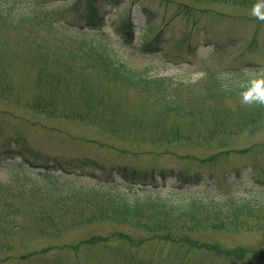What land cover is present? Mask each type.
<instances>
[{
  "label": "rangeland",
  "instance_id": "obj_1",
  "mask_svg": "<svg viewBox=\"0 0 264 264\" xmlns=\"http://www.w3.org/2000/svg\"><path fill=\"white\" fill-rule=\"evenodd\" d=\"M4 1L0 5L21 21L16 29L0 22V264H264L262 225L172 229L158 236L137 221L90 220L96 209L65 210L55 202L81 187L108 192L114 184L105 177L119 165L137 173L136 181L119 185L122 193L177 205L228 194L232 179L226 176L234 169L251 166L250 173L263 178L264 115L234 135L205 142L195 134L209 122L210 111L232 126L243 114L262 111L264 84L209 102L196 98L193 89L209 80L229 84L231 71L264 76V5L122 0L118 10L99 8L100 20L91 28L84 21L90 10L83 7L91 0ZM32 13L43 17L48 30L28 20ZM126 20L134 31L131 42L120 29ZM85 37L107 42L122 63L147 69L152 79L168 80L174 94L192 93L188 100L199 118L182 120L152 108L143 92L89 72L88 59L75 66L55 59L59 45L67 57L76 55L74 43ZM37 101L41 111L34 109ZM172 132L182 139L158 141ZM54 159L65 164L66 173L45 170ZM85 161L95 163L90 172H105L100 182L73 171ZM200 172L212 174L224 190L215 181L194 185L175 176ZM34 180L58 182L61 191L46 198L32 189ZM237 190L254 197L248 188Z\"/></svg>",
  "mask_w": 264,
  "mask_h": 264
},
{
  "label": "trees",
  "instance_id": "obj_2",
  "mask_svg": "<svg viewBox=\"0 0 264 264\" xmlns=\"http://www.w3.org/2000/svg\"><path fill=\"white\" fill-rule=\"evenodd\" d=\"M209 1L237 4L249 8L264 5V0ZM0 3L8 4L4 0H0ZM121 3H123L122 0H91L85 3L83 7L86 10H90L84 18L85 23L91 28L96 27L97 22L100 20L97 14L99 8L109 6L117 9ZM71 5L72 1L65 6L68 7ZM185 12L188 14L186 10ZM19 17L22 18L20 15ZM27 17L29 21H33L44 30H48V26L44 23L42 16L32 13L28 14ZM20 21L21 19L17 18L11 10H7L0 5V22L6 28L16 29ZM61 27L63 28V25ZM132 28L131 21L129 20L128 22L126 20L120 26V29L123 31L122 33L127 34L126 36L129 38V42L133 41L134 31ZM74 46L73 52L76 55L71 53L67 57L64 54L65 48L59 45L58 49H61V51L58 53H61V56L54 58L59 61L61 60V63H66L67 66H75L80 64L84 59H88L92 65V71L90 70L89 72L97 71L98 74L107 79L120 82L136 92H143L149 99L153 100L151 103L152 108L159 109V111L171 114L182 120L191 121L199 118L198 107L188 100V97L192 93H188V96L184 91L174 94L175 88L169 85L168 80L152 79L147 69L139 70L122 63L121 59L116 55L115 50L107 42L93 38L87 39L85 37L80 41H75ZM149 46L150 43L147 44L146 48ZM79 57L81 58L78 61ZM78 71L85 72L84 70L78 69L76 73ZM244 72L243 70L231 71L228 75L233 76L234 81L231 80L229 84L222 83L219 80L198 83L194 86L193 93L200 101L209 102L214 99L221 100L233 96H240L264 84V76L250 78ZM46 106L50 111L51 104H46ZM34 109L37 111L42 110L40 101L34 104ZM263 111L264 107H262V111L254 109L243 114L236 119L237 124L234 126L231 123H223L220 120L221 117L219 114H211L210 111L209 122H205L204 129L202 128L199 130V133L193 134L205 142L211 141L216 137L225 136L226 134L234 135L247 126L255 125L259 118L264 115ZM82 115L84 114L80 113V116H78L81 120L85 119ZM112 129L118 130V128ZM121 130L125 133L128 131V129ZM169 138L176 140L178 138L177 133L172 132L170 135L169 133L161 134L158 136V141L169 142ZM179 139L182 138L180 137ZM184 140L189 141L187 138H184ZM209 161L213 162V158L209 159ZM93 166H95V163L92 161H85L76 166V169L74 167L73 171L81 173V175L87 173L88 177L100 182L101 178L105 177V172L100 171L102 174L97 175L87 170L88 167ZM64 167L65 164L54 159V161L51 160V163L44 168L49 172L66 173ZM110 172H116L107 174V177H105L106 182L114 184L111 190L107 192L95 187L89 189L81 187L78 191H72L71 195L66 194V199L69 198L70 200H58L52 196L55 192L61 191L58 182L50 181L48 183L34 180L31 187L36 192L43 194L46 198H54L56 204L65 210H76L78 207L80 209H87V207L96 209L95 213L90 216V220L137 221L143 228L158 236L172 229L192 231L203 226L210 227L214 230L252 229L260 228L261 225L264 226V177L261 178L251 174V166L249 169L248 166L247 168L234 169L226 176L228 180L232 179L229 182L228 188H226L229 191L228 194L224 193L218 198L208 200L194 198L181 205L173 204L161 198L141 197L136 193L133 195L124 194L119 189V185H128L130 180L135 181L137 179V173L131 172L127 168H122L121 165L112 167ZM166 174L167 172L161 171L160 177L165 179ZM175 176L186 179L187 183L194 185H200L204 182L207 183V181H215L216 188L218 190H224L216 183L218 180L210 173L200 172L185 177L180 176V174ZM151 181L153 182L154 179L152 178ZM126 187H130V185ZM237 187H242L243 189L248 188L250 192L255 191L254 195H252L254 197L248 198L241 196L243 192L237 190ZM66 195L63 196L61 194L63 197H66Z\"/></svg>",
  "mask_w": 264,
  "mask_h": 264
}]
</instances>
